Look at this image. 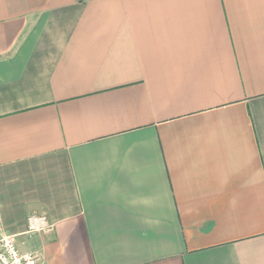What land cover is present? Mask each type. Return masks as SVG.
<instances>
[{"label":"crops","instance_id":"0c3cea01","mask_svg":"<svg viewBox=\"0 0 264 264\" xmlns=\"http://www.w3.org/2000/svg\"><path fill=\"white\" fill-rule=\"evenodd\" d=\"M0 226L40 264H264V0H0Z\"/></svg>","mask_w":264,"mask_h":264},{"label":"built area","instance_id":"2783aa9c","mask_svg":"<svg viewBox=\"0 0 264 264\" xmlns=\"http://www.w3.org/2000/svg\"><path fill=\"white\" fill-rule=\"evenodd\" d=\"M28 222L32 232L50 227L43 216H30ZM0 264H40V258L31 253H20L13 238L4 234L0 226Z\"/></svg>","mask_w":264,"mask_h":264}]
</instances>
